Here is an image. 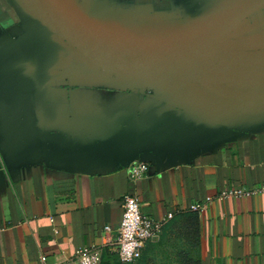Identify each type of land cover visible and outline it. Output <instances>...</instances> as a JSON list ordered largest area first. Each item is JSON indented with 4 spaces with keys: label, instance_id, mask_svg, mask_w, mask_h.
Here are the masks:
<instances>
[{
    "label": "crops",
    "instance_id": "obj_1",
    "mask_svg": "<svg viewBox=\"0 0 264 264\" xmlns=\"http://www.w3.org/2000/svg\"><path fill=\"white\" fill-rule=\"evenodd\" d=\"M88 1L168 22L195 0ZM247 22L232 42L255 33ZM33 25L18 0H0V34L19 40ZM220 94L191 101L75 65L3 102L14 163L0 154V264H64L85 247L101 249V264H121L115 241L127 194L164 223L134 264H264V191L248 194L264 188V113L213 117L208 106ZM132 160L149 166L136 183ZM231 191L243 194L221 196ZM209 198L202 214L190 210Z\"/></svg>",
    "mask_w": 264,
    "mask_h": 264
},
{
    "label": "water",
    "instance_id": "obj_2",
    "mask_svg": "<svg viewBox=\"0 0 264 264\" xmlns=\"http://www.w3.org/2000/svg\"><path fill=\"white\" fill-rule=\"evenodd\" d=\"M18 1L34 25L19 40L0 34V154L7 167L14 155L6 142L3 102L48 87L66 66L191 101L198 92H221L208 106L213 117L221 111L238 117L244 110L264 113V0H195L188 15L168 22L140 19L112 3ZM249 20L255 33L232 42ZM107 137L104 127L103 144Z\"/></svg>",
    "mask_w": 264,
    "mask_h": 264
},
{
    "label": "built area",
    "instance_id": "obj_3",
    "mask_svg": "<svg viewBox=\"0 0 264 264\" xmlns=\"http://www.w3.org/2000/svg\"><path fill=\"white\" fill-rule=\"evenodd\" d=\"M148 164L134 161L128 166V174L131 182L136 183L147 176ZM264 188L252 191L248 194L263 192ZM242 191L223 192L222 197L241 195ZM211 199L201 204H194L190 210L198 214L205 212ZM123 218L117 230L116 253L121 264H134L140 259L142 250L148 242L153 241L162 232L164 223L156 222L151 217L141 212L140 199L137 195L127 194L123 198ZM168 218H172L169 214ZM111 228L105 226L104 233H110ZM102 253L98 247H85L77 250L72 259L64 264H101ZM45 264V263H43ZM59 264V263H56Z\"/></svg>",
    "mask_w": 264,
    "mask_h": 264
}]
</instances>
